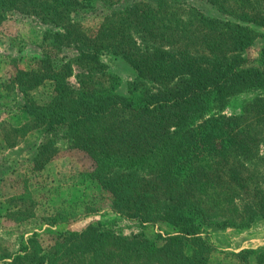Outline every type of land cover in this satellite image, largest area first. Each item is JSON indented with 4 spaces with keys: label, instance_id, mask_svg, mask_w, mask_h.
Instances as JSON below:
<instances>
[{
    "label": "trees",
    "instance_id": "obj_1",
    "mask_svg": "<svg viewBox=\"0 0 264 264\" xmlns=\"http://www.w3.org/2000/svg\"><path fill=\"white\" fill-rule=\"evenodd\" d=\"M200 1L218 16L183 0H0V24L12 12L33 17L52 26L44 38L58 52L77 46L96 56L108 49L153 85L144 103L124 106L88 80L73 84L66 56L54 62L44 55L17 84L25 94L49 81L53 93L41 107H27L29 119L10 129L17 138L41 135L32 168L44 170L60 142L82 149L94 162L91 177L113 194L117 214L173 228L159 245L98 223L58 231L68 222L58 213L44 219L51 244L33 231L16 252L0 245V264H209L208 229L264 219V46L258 66L245 57L264 37V0ZM92 20L99 25L89 36L85 23ZM249 90L259 93L239 114H222L232 97ZM31 194L12 195L8 203L33 218ZM183 237L195 241L188 252ZM235 256L238 264H250L252 256L264 264L263 251Z\"/></svg>",
    "mask_w": 264,
    "mask_h": 264
},
{
    "label": "rangeland",
    "instance_id": "obj_2",
    "mask_svg": "<svg viewBox=\"0 0 264 264\" xmlns=\"http://www.w3.org/2000/svg\"><path fill=\"white\" fill-rule=\"evenodd\" d=\"M183 1L206 15L218 16L216 10L203 1ZM85 24L87 34L93 36L98 21ZM52 29V26L18 12L8 14L0 24V245L16 252L23 239H27L33 231L41 233L43 245L51 244L50 235L44 233L47 227L44 219L58 213L68 218L67 223L55 227L58 231L79 232L90 223H98L112 227L117 236L142 234L161 245L162 239L173 233V228L163 223L141 225L117 214L113 210V194L91 177L94 162L89 153L60 142L52 162L38 171L32 168L29 159L34 153L33 148L39 145L41 135L33 132L24 138H17L10 133L12 127L20 126L29 119L27 107H41L53 93L54 87L49 81L25 94L19 91L17 84L18 75L37 69V61L44 55L53 57L54 62H60L66 56L73 68L70 78L73 84L80 79L88 80L89 85L98 91L118 96L124 106L144 103L147 93L153 90L151 83L137 79L133 70L110 54L108 49L98 50L96 56L91 52L81 53L77 46L58 52L44 38L45 33ZM263 46L264 37L247 49L245 57L249 65H259ZM83 74L87 76L82 77ZM258 93L249 90L232 97L222 114H239ZM213 112H210L212 116ZM26 191L32 193L31 197L37 203L33 218L8 203L12 195ZM25 206H30V202L21 207ZM206 233L213 248L209 264H238L235 254L242 250L264 252L262 218L251 223L247 218L235 219L226 229H208ZM183 238L188 252L195 241ZM250 264H256L254 256L250 258Z\"/></svg>",
    "mask_w": 264,
    "mask_h": 264
}]
</instances>
